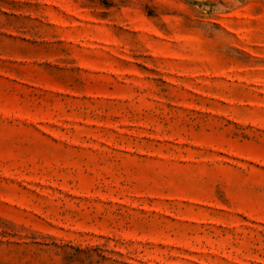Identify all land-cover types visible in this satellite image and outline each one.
I'll use <instances>...</instances> for the list:
<instances>
[{
  "label": "rangeland",
  "instance_id": "obj_1",
  "mask_svg": "<svg viewBox=\"0 0 264 264\" xmlns=\"http://www.w3.org/2000/svg\"><path fill=\"white\" fill-rule=\"evenodd\" d=\"M0 264H264V0H0Z\"/></svg>",
  "mask_w": 264,
  "mask_h": 264
}]
</instances>
